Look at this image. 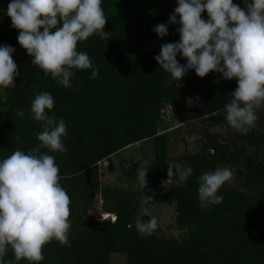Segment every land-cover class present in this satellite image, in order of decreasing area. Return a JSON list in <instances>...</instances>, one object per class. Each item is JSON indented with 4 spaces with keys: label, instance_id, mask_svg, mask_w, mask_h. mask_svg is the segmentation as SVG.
Masks as SVG:
<instances>
[{
    "label": "trees",
    "instance_id": "1",
    "mask_svg": "<svg viewBox=\"0 0 264 264\" xmlns=\"http://www.w3.org/2000/svg\"><path fill=\"white\" fill-rule=\"evenodd\" d=\"M234 3L245 8L243 0ZM101 6L107 36L93 34L77 44L99 69L98 75L93 79L91 69L74 70L70 88L31 65L32 58L18 44L19 30L0 9V44L15 47L13 59L21 73L14 78V87L0 88V158L39 143L36 133L42 122L31 118L29 106L40 91L54 96L49 114L64 118L67 125V151H42L55 157L59 182L70 197V246L53 239L43 246L40 264H109L112 254L122 255L124 264H264V105L257 109L255 125L241 135L229 127L222 111L237 86L235 78L225 80L212 71L199 77L190 69L174 80L159 67L154 56L163 43L179 40V25L168 24L164 37L153 28L168 21L176 0H102ZM201 15L207 19L206 12ZM177 59L186 62L179 55ZM188 95L199 105L196 124L206 145L184 160L193 168L188 181L181 184L177 177L156 195L175 205L176 222L186 232L179 240L167 239L158 224L152 235H145L135 227L141 216L133 192L102 189L98 162L133 142L148 140L154 171L162 175L167 169V137L157 135L158 112L167 100L180 102ZM219 167L233 172L231 181L218 191L224 200L201 208L197 178L202 171ZM98 191L106 201L105 211L116 214L113 222L79 218ZM5 261L29 264L15 261L11 250Z\"/></svg>",
    "mask_w": 264,
    "mask_h": 264
},
{
    "label": "clouds",
    "instance_id": "2",
    "mask_svg": "<svg viewBox=\"0 0 264 264\" xmlns=\"http://www.w3.org/2000/svg\"><path fill=\"white\" fill-rule=\"evenodd\" d=\"M242 9L234 0H176L168 21L156 25L158 37L168 35V24H177L179 40L163 43L154 56L159 67L172 79L181 80L190 69L199 77L210 71L221 78H235L236 88L222 111L229 127L246 135L255 125L257 109L264 105V0H243ZM102 0H10L4 15L18 29V44L32 58L44 75L60 86L72 87L74 70L91 69L96 78L99 69L77 44L103 30L106 16ZM207 13V19L202 13ZM15 47L0 44V88L14 87V78L21 75L13 59ZM185 59L181 64L177 56ZM55 107L54 96L38 92L29 106V114L42 122L36 133L39 143L28 151L17 149L0 158V264H12L5 256L12 251L15 261L29 264L44 260L43 246L53 239L70 246V197L59 182V166L48 152H66L64 118L49 114ZM17 110V115L24 116ZM168 176L176 175L183 184L193 174L187 162H172ZM175 169V172H173ZM146 172V171H145ZM145 172L140 173L144 189ZM233 172L219 167L204 170L197 178V194L201 208L223 202L219 189L230 182ZM152 201L144 195L143 203ZM147 217V219H145ZM131 227V225H130ZM136 229L152 235L158 228L156 217L147 209L135 221Z\"/></svg>",
    "mask_w": 264,
    "mask_h": 264
},
{
    "label": "rangeland",
    "instance_id": "3",
    "mask_svg": "<svg viewBox=\"0 0 264 264\" xmlns=\"http://www.w3.org/2000/svg\"><path fill=\"white\" fill-rule=\"evenodd\" d=\"M8 3L10 0H0V9L6 10ZM186 98L180 102L167 100L158 112L157 135L165 134L167 137V169L161 173L162 175L157 176L154 171L152 165L154 152L148 140L133 142L98 162L99 183L102 189L132 191L133 200L138 204V215L143 216L144 210L147 209L150 216L156 217L162 235L167 239L177 240L184 236L186 228L176 222L175 205L157 200L156 195L160 188L177 181L176 175L168 176V164L172 162L182 164L185 159L188 160V156L199 153L206 145L204 137L201 136V129L196 124L201 117L199 105L190 98V95ZM141 172H145L144 189L140 179ZM144 195L152 197V201L143 203ZM92 198V203L85 207L84 212L81 211L80 220L86 216H94L113 222L116 214L105 211L106 201L102 192L98 191ZM124 263V257L119 254H112L109 262Z\"/></svg>",
    "mask_w": 264,
    "mask_h": 264
}]
</instances>
